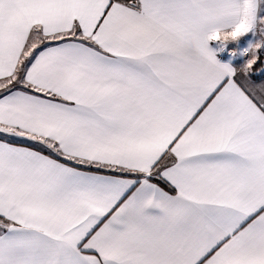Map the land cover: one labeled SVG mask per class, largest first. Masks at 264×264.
I'll return each instance as SVG.
<instances>
[{
    "label": "snow or ice",
    "instance_id": "snow-or-ice-1",
    "mask_svg": "<svg viewBox=\"0 0 264 264\" xmlns=\"http://www.w3.org/2000/svg\"><path fill=\"white\" fill-rule=\"evenodd\" d=\"M0 264H264V0H0Z\"/></svg>",
    "mask_w": 264,
    "mask_h": 264
}]
</instances>
